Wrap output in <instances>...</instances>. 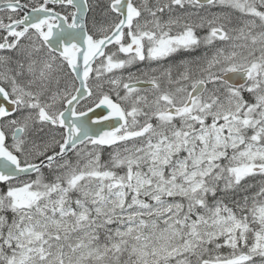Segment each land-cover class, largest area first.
I'll list each match as a JSON object with an SVG mask.
<instances>
[{
	"label": "snow or ice",
	"instance_id": "6c2138e0",
	"mask_svg": "<svg viewBox=\"0 0 264 264\" xmlns=\"http://www.w3.org/2000/svg\"><path fill=\"white\" fill-rule=\"evenodd\" d=\"M0 264H264V0H0Z\"/></svg>",
	"mask_w": 264,
	"mask_h": 264
}]
</instances>
